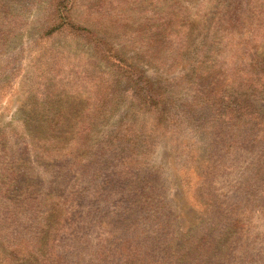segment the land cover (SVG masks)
Returning <instances> with one entry per match:
<instances>
[{
    "label": "trees",
    "instance_id": "16d2710c",
    "mask_svg": "<svg viewBox=\"0 0 264 264\" xmlns=\"http://www.w3.org/2000/svg\"><path fill=\"white\" fill-rule=\"evenodd\" d=\"M193 1H165L141 43L100 0H86V13L47 1L39 39L63 38L62 55L82 63L70 81L93 91L44 96L24 114L14 155L0 154V248L11 262L264 264V107L251 100L264 102V46L251 54L249 85L223 62L235 58L232 36L251 25L254 0H211L197 50L175 29L193 22ZM8 6L0 2V40L11 34ZM136 58L168 76L150 78ZM185 128L197 138L185 142ZM165 137L181 162L208 168L212 205L184 232L151 164Z\"/></svg>",
    "mask_w": 264,
    "mask_h": 264
},
{
    "label": "rangeland",
    "instance_id": "374dc122",
    "mask_svg": "<svg viewBox=\"0 0 264 264\" xmlns=\"http://www.w3.org/2000/svg\"><path fill=\"white\" fill-rule=\"evenodd\" d=\"M47 1L0 0L2 4L9 5L7 12L10 17L7 29L11 31L5 39L0 40V137L3 139L2 143L4 140L8 143V149L4 148L2 153V147H0L2 156H4L3 153L14 155L15 152L12 149L17 140L15 134L23 130L24 114L41 107L45 103L44 96L66 91V87L73 95L93 91L90 85L70 81L76 70L75 67L82 63L76 61L77 59L73 56L62 55L63 51L60 50L59 45L64 43L63 38L42 41L39 39L47 15ZM165 1L168 3L170 0H100L99 6L102 11L110 12L111 17H116L114 20L121 17L115 22L116 26L125 25L129 30H136L134 35L140 38L141 43V40L145 41L152 26L156 24L160 11L166 8ZM70 2L71 5L76 2L77 7L74 11L86 13L84 8L86 0H70ZM185 7L189 10L193 22L175 29L188 37L191 49L197 50L205 35L202 26L198 24L203 23L202 18L211 11L213 5L211 0H194ZM252 7L249 8L253 18L251 25L245 26L243 31L232 36L230 48L233 49L229 54L235 55V58H227L223 61L228 69L236 67L244 70L243 73L236 74L243 85H249L246 75L251 73L250 59L254 54L258 55L259 50L264 46V0H254ZM115 36L119 37L115 40L119 43L122 38L118 34ZM253 47L255 49L251 50ZM128 55L135 54L128 53ZM138 60L134 59L135 64L145 70L150 78L168 76ZM174 74H178V71ZM251 100L257 107H264L263 101H257L255 97ZM116 120L117 118L113 122ZM193 138H197L196 134L185 128L184 141L188 143ZM172 147L171 138H162L159 147L151 156V164L158 169L161 168L160 171L166 183V194L180 213L182 232H184L203 217L212 205L210 194L206 189L204 190L208 168L206 164L181 162ZM26 175L27 167L24 166L18 180L24 182ZM23 185V183L14 184L10 190L17 187L23 188ZM181 243L180 241L179 245ZM181 251L180 248L178 252L181 253ZM0 264H14L3 254L1 248Z\"/></svg>",
    "mask_w": 264,
    "mask_h": 264
}]
</instances>
